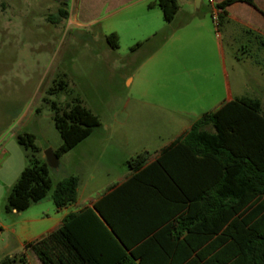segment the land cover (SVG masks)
I'll return each instance as SVG.
<instances>
[{"label": "trees", "instance_id": "trees-1", "mask_svg": "<svg viewBox=\"0 0 264 264\" xmlns=\"http://www.w3.org/2000/svg\"><path fill=\"white\" fill-rule=\"evenodd\" d=\"M223 0L225 9L234 2ZM65 4V2H61ZM165 21L174 19L177 0H155ZM68 17L59 8L61 21ZM118 46L117 35L109 36ZM49 88V94L64 89ZM44 100L49 101L48 97ZM62 138L60 158L101 126L80 98L52 101ZM36 135L19 134L28 164L12 186L6 209L17 212L47 197L51 168L39 156ZM148 152L127 160L131 175L93 206L67 214L60 227L29 243L43 264H264V107L259 98L236 97L198 118L184 135L147 164ZM80 179L59 180L57 208L75 203ZM0 264H29L25 252Z\"/></svg>", "mask_w": 264, "mask_h": 264}, {"label": "rangeland", "instance_id": "rangeland-1", "mask_svg": "<svg viewBox=\"0 0 264 264\" xmlns=\"http://www.w3.org/2000/svg\"><path fill=\"white\" fill-rule=\"evenodd\" d=\"M134 1L0 0L1 226L18 219L6 209L14 184H8L5 178L19 160L28 164V151L18 143V135L35 134L40 157L48 148L56 150L62 144L52 101L64 105L80 98L101 121L89 142L101 138L108 141L96 144L91 152L82 144L64 154L61 164L51 168L53 187L48 196H52L57 181L69 173H81L87 181L95 176L98 181L123 171L127 159L147 147L160 145L158 134L165 137L171 131L156 128L157 121L133 112L134 105L145 102L135 100L137 83L130 85L125 80L139 61L131 60L139 31L136 15L150 4L148 0ZM61 6L67 9L68 17L57 21ZM194 6L198 7V0ZM148 19L157 27L164 22L162 10L155 7ZM113 33L118 46L109 40ZM231 49L233 57L228 60V69L235 92L259 98L264 107V48L252 45L244 51L237 41ZM62 80L65 88L49 94V88L60 87ZM50 204L54 208L53 200ZM49 213L54 215L53 210ZM21 252L24 251L13 233L0 229V261ZM28 258L29 264H42L35 253Z\"/></svg>", "mask_w": 264, "mask_h": 264}, {"label": "crops", "instance_id": "crops-1", "mask_svg": "<svg viewBox=\"0 0 264 264\" xmlns=\"http://www.w3.org/2000/svg\"><path fill=\"white\" fill-rule=\"evenodd\" d=\"M137 1L140 0L134 2ZM194 1L177 0L179 10L174 19L170 22L164 19L157 27L152 26L148 19L157 5H148L136 15L139 31L131 60L139 61L125 81L130 85L137 83L135 100L145 102V105H134L133 112L136 116L145 114L157 121L156 128L171 130L165 137L158 134L160 145L147 147L143 151L149 153L147 164L155 161L161 150L175 140H184V135L203 114L214 112L224 103L244 96L235 92L228 69L234 42L241 43L244 51L251 49L252 45L264 48V0H255L254 4L242 1L232 3L226 7L219 28L212 19L211 0H198L197 8ZM213 1L218 4L223 0ZM91 135L65 154H70L82 144L91 152L96 144L104 145L108 141L107 138H101L89 142ZM63 156L59 159L60 164ZM127 160L123 171L110 177L104 176L98 181L95 176L87 181L81 173H69L65 177L76 175L80 179L75 203L63 208H57L56 205L52 208V196L47 195L24 211H11L17 215V221L0 225V229L5 228L13 233L27 257L31 253L36 254L32 246H27L29 243L40 240L60 227L70 212L93 206L101 196L131 175ZM24 166L25 163L19 160L12 173L5 177L8 184H14ZM95 184L96 187L93 186ZM2 191L0 186V196ZM50 210L54 211V215H50Z\"/></svg>", "mask_w": 264, "mask_h": 264}, {"label": "water", "instance_id": "water-1", "mask_svg": "<svg viewBox=\"0 0 264 264\" xmlns=\"http://www.w3.org/2000/svg\"><path fill=\"white\" fill-rule=\"evenodd\" d=\"M45 159L48 162L50 168H57L60 164L59 157L52 148H48L45 151Z\"/></svg>", "mask_w": 264, "mask_h": 264}, {"label": "built area", "instance_id": "built-area-1", "mask_svg": "<svg viewBox=\"0 0 264 264\" xmlns=\"http://www.w3.org/2000/svg\"><path fill=\"white\" fill-rule=\"evenodd\" d=\"M211 3L213 5L212 9V19L216 26L219 28L220 25V14L222 12V9L218 7V4H216L213 0H211Z\"/></svg>", "mask_w": 264, "mask_h": 264}]
</instances>
